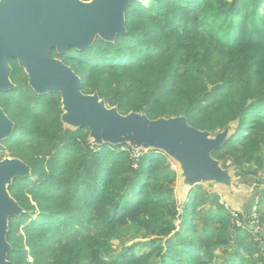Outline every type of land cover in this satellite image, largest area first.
I'll return each instance as SVG.
<instances>
[{"label": "trees", "instance_id": "16d2710c", "mask_svg": "<svg viewBox=\"0 0 264 264\" xmlns=\"http://www.w3.org/2000/svg\"><path fill=\"white\" fill-rule=\"evenodd\" d=\"M124 17L126 32L113 41L96 36L84 50L52 49L50 56L79 76L83 93H96L122 115L185 116L212 135L232 126L211 156L259 184L264 0H131ZM8 62L14 87L0 91V107L13 131L3 153L30 168L7 188L23 209L8 220L9 261L264 264L250 230L231 221L215 194L196 185L178 205L177 173L166 154L139 149L134 156L127 144H92L88 128L62 123L58 92L35 93L17 60ZM262 182L253 195L264 223ZM129 224L152 238L116 251L113 240Z\"/></svg>", "mask_w": 264, "mask_h": 264}, {"label": "water", "instance_id": "95a60500", "mask_svg": "<svg viewBox=\"0 0 264 264\" xmlns=\"http://www.w3.org/2000/svg\"><path fill=\"white\" fill-rule=\"evenodd\" d=\"M131 0H0V91L14 87L8 59L15 58L37 94L58 92L64 125L89 130L92 144L129 145L133 149L157 150L175 158L181 169L182 185L191 189L207 183L233 187L231 167H222L211 152L218 149L233 127L212 135L188 124L185 116L149 119L145 114L122 115L107 107L96 93L81 91L79 76L60 59L70 49L84 50L98 36L113 41L123 35L125 10ZM13 122L0 107V152L2 141L12 135ZM30 175L18 158L0 159V264L11 250L6 240L8 220L23 209L8 192L12 180ZM189 182V183H188Z\"/></svg>", "mask_w": 264, "mask_h": 264}, {"label": "rangeland", "instance_id": "374dc122", "mask_svg": "<svg viewBox=\"0 0 264 264\" xmlns=\"http://www.w3.org/2000/svg\"><path fill=\"white\" fill-rule=\"evenodd\" d=\"M67 126V125H66ZM70 127V126H68ZM73 128V127H71ZM91 141V140H90ZM9 157L6 153L0 152V159L3 158H7ZM169 161L171 162V167L176 171L177 173V178H176V183L174 185V191H173V195L174 198L176 199L178 205L180 206V204L182 203V201L184 200L186 193L188 192L189 189L185 188L182 185V178H181V169L179 166V163L177 160H175V158L167 156ZM231 167V180H232V184L233 187L231 189L228 190L227 187L225 186H221L218 184H214V186L212 188H209L207 186V183H203L201 186H203V188L207 191H210L213 195L215 194L218 200V203L220 200L222 201H228L226 198V195L229 194L231 192V190L235 189L236 186L238 185H244L248 188H255V187H262L263 186V182L264 181V174H259V179H261L259 184L253 182L252 179L250 178H239L238 176H236L234 174V167L233 166H229ZM264 168V167H263ZM262 172H264V169H262ZM216 199H214L213 203H215ZM208 204H205L202 208H207ZM201 208V209H202ZM226 210V209H225ZM227 211V210H226ZM229 213V212H228ZM231 217V216H230ZM152 237L149 236V234L144 231V229H142L141 227H137L135 225H127L123 228L120 229L117 238H115L113 240V247L116 251H119L122 248H125L127 246H136L139 243L145 242L149 239H151ZM140 250L139 247H136V251ZM262 257V256H261ZM157 260V258H152V261L150 264H157V262H155ZM262 260L264 261L263 257Z\"/></svg>", "mask_w": 264, "mask_h": 264}, {"label": "built area", "instance_id": "2783aa9c", "mask_svg": "<svg viewBox=\"0 0 264 264\" xmlns=\"http://www.w3.org/2000/svg\"><path fill=\"white\" fill-rule=\"evenodd\" d=\"M134 156L139 155V149H134ZM220 204L229 212L231 221L238 227H246L250 230L253 240L256 242L260 254L264 259V223L261 221L257 212L258 196L254 197V205L251 212L247 215H239L240 210L233 208L228 201H222Z\"/></svg>", "mask_w": 264, "mask_h": 264}, {"label": "crops", "instance_id": "0c3cea01", "mask_svg": "<svg viewBox=\"0 0 264 264\" xmlns=\"http://www.w3.org/2000/svg\"><path fill=\"white\" fill-rule=\"evenodd\" d=\"M253 191V188L238 185L226 195V198L232 207L242 211L243 213H249L254 205Z\"/></svg>", "mask_w": 264, "mask_h": 264}, {"label": "bare ground", "instance_id": "6f19581e", "mask_svg": "<svg viewBox=\"0 0 264 264\" xmlns=\"http://www.w3.org/2000/svg\"><path fill=\"white\" fill-rule=\"evenodd\" d=\"M183 179V178H182ZM189 183V182H188Z\"/></svg>", "mask_w": 264, "mask_h": 264}]
</instances>
